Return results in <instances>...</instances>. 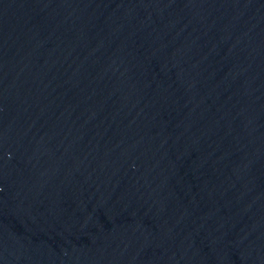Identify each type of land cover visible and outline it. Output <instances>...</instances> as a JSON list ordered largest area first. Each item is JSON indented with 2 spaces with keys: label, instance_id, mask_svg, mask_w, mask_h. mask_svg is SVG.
<instances>
[{
  "label": "water",
  "instance_id": "water-1",
  "mask_svg": "<svg viewBox=\"0 0 264 264\" xmlns=\"http://www.w3.org/2000/svg\"><path fill=\"white\" fill-rule=\"evenodd\" d=\"M0 264H264V0H0Z\"/></svg>",
  "mask_w": 264,
  "mask_h": 264
}]
</instances>
